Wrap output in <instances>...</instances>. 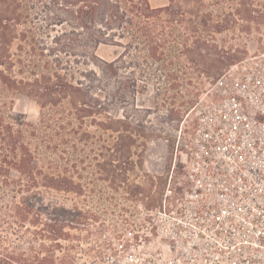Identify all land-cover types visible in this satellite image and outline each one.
<instances>
[{"label":"trees","instance_id":"16d2710c","mask_svg":"<svg viewBox=\"0 0 264 264\" xmlns=\"http://www.w3.org/2000/svg\"><path fill=\"white\" fill-rule=\"evenodd\" d=\"M38 5L39 17L34 21L32 11ZM39 21L43 23L38 24ZM244 22L248 26L253 22L264 23V0H170L162 6H153L149 0H0V92L13 89V93H26L38 98L41 105L40 119L34 123L6 112V104L0 102V264H54L56 249L62 247L59 239H73L66 228H79V224H90V219L99 217L86 207L52 206L45 201L43 190L47 189L88 194L87 186L76 183L68 174V166L62 167L56 157L48 156L49 149L51 152L58 149L55 141L58 128L56 130L57 120L45 109V97H50L55 105L58 96L69 98L70 105L83 119L107 112L108 124L116 122L126 125V130L142 132L139 121L115 119L118 115L114 113L118 111L107 108L108 104L119 106L127 102L129 90L126 87L130 89L137 84V79H133L124 81L123 85L117 80L119 71L126 66L137 67L141 51L155 60L179 52L190 56L199 54L204 59L205 52L213 56L209 57L208 70L213 69L209 76L220 74L235 56L226 55L225 49L214 42L216 33ZM48 23L61 26L53 37L56 46L52 50L58 51L57 59L63 52L74 57L73 61L67 60L70 64H94L102 75L99 83L105 85L112 81L102 99L89 97L81 84L70 81L68 73L63 74L50 60L43 67L36 62L32 78L17 77L18 64V72L23 73L25 68L31 67L29 62H34L32 59L27 62L25 54L30 57L45 54L37 43L40 37H52L47 30ZM20 24L26 27L19 29ZM17 39L21 54L12 49ZM101 45H118L123 50L108 60L97 53ZM91 72L96 74L93 69ZM118 81L123 89L114 91ZM120 138L121 141L110 146L116 151L117 159L104 164L103 170L108 174L99 180L116 184L120 175L116 169L133 163L125 155L130 147L125 139L130 136L120 135ZM109 174L112 177H108ZM30 226L40 228L33 232L34 238L25 239ZM11 234H16V238ZM38 235L49 239L51 244L47 247L39 243L37 248L35 244L41 239ZM26 242L30 247H24ZM40 247L47 255L41 256Z\"/></svg>","mask_w":264,"mask_h":264},{"label":"rangeland","instance_id":"374dc122","mask_svg":"<svg viewBox=\"0 0 264 264\" xmlns=\"http://www.w3.org/2000/svg\"><path fill=\"white\" fill-rule=\"evenodd\" d=\"M149 1L153 6H162L170 0ZM39 6L32 11L31 19L34 21L39 17ZM249 25L244 22L216 33L214 42L225 49L226 55L235 56L220 74L209 76L208 73L213 71L212 67L208 70V63L211 62L209 57L213 56L205 52L204 59L199 54L190 56L179 52L155 60L149 57L147 52L141 51L137 67H123L117 80L122 81L124 85L126 80L137 79V84L130 89L126 87L129 90L127 102L119 106L108 104L107 108L112 112L118 111L114 113L118 115L115 119L139 121L142 124V132L126 130V125L116 122L108 124L107 112L88 115L83 119L76 108L70 105L69 98L58 96L54 101L56 105L50 102V97L43 99L47 105L45 109L57 120L56 130L58 128V134L55 136L58 149L56 152L49 149L48 156L56 157L62 167L68 166V174L74 177L75 182L88 188L87 195L78 194L75 190H43L45 201L52 206L86 207L99 216L97 220L90 219V224H79V228H66L73 239H59L62 247L56 249L54 264H107L110 253H118V245L123 240L134 246L137 251L156 253L157 244L153 239L154 235L149 234V227L146 229L149 225L140 205H143L144 209L157 205L169 187L178 185L183 172V151L189 143L197 111L201 105L211 98H217L225 87L231 85L234 77L231 67L240 61L264 54V23L253 22ZM24 27L26 25H19V29ZM60 27L48 23L47 30L51 31L52 37H40L37 43L45 54L32 57L25 54L24 59L27 62L30 59L34 62H29L31 67L25 68L23 73L18 72L17 63V77L32 78L34 64L38 62L43 67L45 62L50 60L60 67L59 70L63 74L68 73L70 81L76 85L81 84L85 94L102 99L112 81L105 85L99 83L102 75L97 66L70 64L67 60L73 61L74 57L63 52L60 59L56 58L58 51L52 50L56 46L53 37ZM19 45V39L12 45L16 54L22 53ZM122 50L123 47L118 45H101L97 53L112 60ZM92 69L96 74L91 72ZM121 83L118 81L114 85V91L123 89ZM0 102L6 104V112L24 121L36 123L40 119L41 105L35 96L21 92L13 93L12 89L7 93L0 92ZM120 135L130 136V139H125L130 144L125 155L129 156L133 163L116 169L115 172L120 173L116 184L109 180H99L108 174L103 170L104 164L117 159L116 151L110 146L122 140ZM34 145H37L36 142ZM110 168L108 165V169ZM111 175L108 177H112ZM39 228L30 226L29 231L25 233V239L34 238L33 232ZM129 230L132 231L131 235H127ZM38 236L41 239L35 244L37 248L39 243H45L47 247L51 244L49 239ZM11 237L15 239L16 234H11ZM73 245L74 248H69ZM24 247H30V244L26 242ZM45 255L47 251L42 248L41 256Z\"/></svg>","mask_w":264,"mask_h":264},{"label":"built area","instance_id":"2783aa9c","mask_svg":"<svg viewBox=\"0 0 264 264\" xmlns=\"http://www.w3.org/2000/svg\"><path fill=\"white\" fill-rule=\"evenodd\" d=\"M230 70L197 111L178 185L140 205L156 253L123 240L107 264H264V54Z\"/></svg>","mask_w":264,"mask_h":264}]
</instances>
